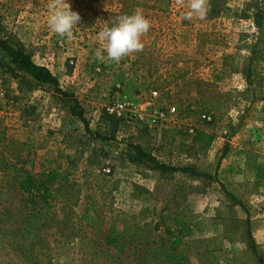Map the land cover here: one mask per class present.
<instances>
[{
    "label": "rangeland",
    "instance_id": "1",
    "mask_svg": "<svg viewBox=\"0 0 264 264\" xmlns=\"http://www.w3.org/2000/svg\"><path fill=\"white\" fill-rule=\"evenodd\" d=\"M48 2L0 0V25L80 103L89 132L50 87L19 90L0 52V154L20 180L53 183L61 199L71 183L77 231L118 232L108 264H264V0H208L191 21L176 0H68L81 17L70 37L49 29ZM137 7L152 24L143 51L98 60V32ZM117 98L143 121L91 139L106 135L99 116ZM129 143L216 181L131 164ZM77 252L49 264H84Z\"/></svg>",
    "mask_w": 264,
    "mask_h": 264
},
{
    "label": "trees",
    "instance_id": "2",
    "mask_svg": "<svg viewBox=\"0 0 264 264\" xmlns=\"http://www.w3.org/2000/svg\"><path fill=\"white\" fill-rule=\"evenodd\" d=\"M155 5V4H154ZM0 52L7 59V73L17 80L18 89L30 91L39 86H48L53 95L69 115L77 117L89 132L88 122L80 103L67 92L60 89L57 78L45 66L33 62L31 53L15 36L3 30L0 25ZM99 121L106 127V135L97 132L89 133L91 139L112 140L117 132L119 121L101 111ZM125 152L127 162L147 165L160 173H184L192 177H201L216 181L213 176L199 172L192 166L174 167L158 162L147 148L140 144L129 143ZM14 162L10 155L0 154V264H49L50 260L60 254L72 253L77 250L84 256V264H101L117 261V256L110 249L111 234L118 233L113 226L99 230L97 240L83 231H77L73 208L77 198L73 195L71 183H67L64 199L50 191L53 183L26 177L20 180L21 167ZM53 184V185H52ZM58 184V183H56ZM222 189L224 186L219 184ZM55 190L59 189L57 185ZM226 192V190H224ZM226 194L239 203L231 194ZM93 209L97 207L92 203ZM66 208L65 212L59 211ZM96 210V209H95ZM94 210V216L97 214ZM96 228V227H94ZM115 237L118 236L115 234ZM101 234V235H100ZM251 248L257 254L252 238ZM133 254L136 247L130 246ZM112 249H115L114 247ZM133 264H139L133 256ZM257 264H260L259 258Z\"/></svg>",
    "mask_w": 264,
    "mask_h": 264
},
{
    "label": "clouds",
    "instance_id": "3",
    "mask_svg": "<svg viewBox=\"0 0 264 264\" xmlns=\"http://www.w3.org/2000/svg\"><path fill=\"white\" fill-rule=\"evenodd\" d=\"M178 6L187 7L182 19L191 21L194 17L204 18L210 10L208 0H176ZM50 15L48 27L60 37H70L73 29L81 21L78 12L71 9L68 0H49ZM151 21L142 8H135L131 14H123L109 26L105 24L98 32L101 47L95 51V57L101 62L120 63L124 58L144 49L142 38L150 31Z\"/></svg>",
    "mask_w": 264,
    "mask_h": 264
},
{
    "label": "built area",
    "instance_id": "4",
    "mask_svg": "<svg viewBox=\"0 0 264 264\" xmlns=\"http://www.w3.org/2000/svg\"><path fill=\"white\" fill-rule=\"evenodd\" d=\"M131 107H133L131 102L123 98H117L109 107L106 108L105 112L116 118L121 126L132 125L133 122L139 124L143 121V116L141 114L133 116L130 110Z\"/></svg>",
    "mask_w": 264,
    "mask_h": 264
},
{
    "label": "crops",
    "instance_id": "5",
    "mask_svg": "<svg viewBox=\"0 0 264 264\" xmlns=\"http://www.w3.org/2000/svg\"><path fill=\"white\" fill-rule=\"evenodd\" d=\"M47 67V66H46Z\"/></svg>",
    "mask_w": 264,
    "mask_h": 264
}]
</instances>
